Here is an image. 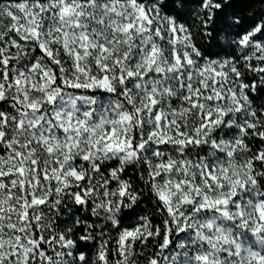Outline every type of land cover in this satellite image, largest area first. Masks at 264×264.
Masks as SVG:
<instances>
[{
	"label": "snow or ice",
	"instance_id": "6c2138e0",
	"mask_svg": "<svg viewBox=\"0 0 264 264\" xmlns=\"http://www.w3.org/2000/svg\"><path fill=\"white\" fill-rule=\"evenodd\" d=\"M0 0V264H264V9Z\"/></svg>",
	"mask_w": 264,
	"mask_h": 264
},
{
	"label": "trees",
	"instance_id": "16d2710c",
	"mask_svg": "<svg viewBox=\"0 0 264 264\" xmlns=\"http://www.w3.org/2000/svg\"><path fill=\"white\" fill-rule=\"evenodd\" d=\"M240 11L245 14H259L264 9V0H237Z\"/></svg>",
	"mask_w": 264,
	"mask_h": 264
}]
</instances>
